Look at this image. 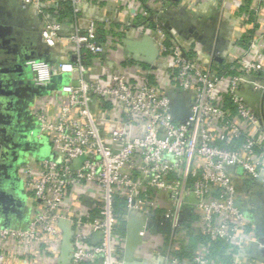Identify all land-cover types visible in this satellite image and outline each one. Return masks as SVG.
Returning <instances> with one entry per match:
<instances>
[{
    "label": "built area",
    "instance_id": "built-area-1",
    "mask_svg": "<svg viewBox=\"0 0 264 264\" xmlns=\"http://www.w3.org/2000/svg\"><path fill=\"white\" fill-rule=\"evenodd\" d=\"M17 1L52 55L26 62L39 92L24 132L38 153H25L19 175L33 205L25 223L0 224V264H61V220L72 230L67 264H124L132 213L170 229L140 231L143 262L149 253L159 264H264L253 257L264 250L255 217L264 208V112L239 95L245 82L264 91V0H215L237 26L228 74L201 42L165 28L172 0ZM68 6L71 18L62 15ZM145 41L156 46L152 63L128 51ZM172 96L188 98L184 123L173 118ZM192 235L208 240L184 255ZM217 242L232 262L213 257Z\"/></svg>",
    "mask_w": 264,
    "mask_h": 264
},
{
    "label": "crops",
    "instance_id": "crops-1",
    "mask_svg": "<svg viewBox=\"0 0 264 264\" xmlns=\"http://www.w3.org/2000/svg\"><path fill=\"white\" fill-rule=\"evenodd\" d=\"M182 1L172 0L173 9L169 11L172 16L167 15V13L165 21L170 20L177 25H180V21H183L184 31L195 26V29L203 35L207 42V45L202 44V50L205 55L209 56L208 58L213 65H223L225 55L228 53H238L237 43H235L238 33L234 15L219 14L215 0H205L201 4H199L200 0H197L193 3L195 6L193 5L190 8L181 7L183 6ZM193 7H197V9ZM189 10H197L202 18L197 14H191L192 12ZM0 20H2L0 23V69L6 63L9 68L7 71L10 74V71L15 69L18 64H26L33 55L42 59L51 58L52 54L49 52L48 47L41 41L40 26L34 21V15L25 10L17 0H0ZM172 31L183 38L174 27ZM206 32L208 35H206ZM220 34H224L225 38L220 51L223 61L217 62L212 59V53L215 44L218 43L217 38ZM191 39L195 40L196 43L200 42L194 37ZM148 44L152 47L155 46L153 41H148ZM234 44H236V47ZM96 64L94 69L100 71L98 64ZM25 73L32 79L29 70H25ZM57 81L68 82L70 80L66 76H57ZM17 91L19 95L2 96L0 94V153L5 152L4 158L0 159V191L4 194L11 193L15 198L9 204L0 206V224L10 222L13 225H20L25 223L33 205L30 196L21 189L19 162L25 153L34 156L38 151L33 150L31 145V148L28 147L27 143L29 142L24 139L26 138L24 131L27 128H33V122L23 86L20 85ZM5 138L9 139L8 145L2 143ZM15 144H17V147L14 146ZM47 150V147L43 145L40 148V153H46ZM15 189L19 192H16ZM257 206L259 208L260 205ZM257 212L256 210L255 215ZM255 217L260 225L264 226L261 217ZM166 230L169 231L170 229ZM262 255L252 256L261 257L264 260V253ZM154 258L148 253L145 256V263L159 264Z\"/></svg>",
    "mask_w": 264,
    "mask_h": 264
},
{
    "label": "water",
    "instance_id": "water-1",
    "mask_svg": "<svg viewBox=\"0 0 264 264\" xmlns=\"http://www.w3.org/2000/svg\"><path fill=\"white\" fill-rule=\"evenodd\" d=\"M167 13H168L167 15L172 16L171 12L168 11ZM173 27L179 32V34L184 39H189V38L191 39L192 37H194L198 41H200L201 44L207 45V42L205 41L203 35H201L199 31L195 29V26L188 29L187 31H184L183 21H180V25H177L176 23L174 24L170 20L165 21V28L167 30L170 31V29ZM217 42L218 43L215 44L214 49H213L212 59L217 62H222L223 58L220 55V51H221V45L225 42L224 34L219 35V37L217 38ZM128 51L133 53L134 58L136 60H141L142 62L152 63L157 57L156 47L155 46L152 47V45L150 46L148 44V41L138 42L134 44L133 47L130 48V50ZM140 56L144 57V59H140ZM32 57H36V55H33ZM25 70H29V67L27 66V64H18L15 69H12L10 71L11 75L9 78V82L15 90L4 92L3 90L0 89V94H5L6 96L19 95L17 90L20 85L23 86V91H25V95L27 96L28 101L32 98L33 94L38 93L39 89L34 87L32 79H30L28 74L25 73ZM249 79L250 77L246 78V80H249ZM74 84H76V82H74ZM239 95L242 97L243 101L258 116L261 117L263 115L264 91L255 90L250 83L245 82L242 85ZM189 104L190 103L187 97L172 96L171 97V110H172L173 118L179 122H183V123L186 122L190 116V105ZM27 131L25 130V132ZM27 144L29 147L30 143H27ZM14 146L17 147V144H15ZM42 146H43L42 144H39L38 149H40ZM81 161H82V158L76 161L77 166ZM15 191L19 192L17 189H15ZM14 199L15 198L11 193L4 194L2 191H0V206L9 204L10 201H13ZM263 202H264V196H263ZM185 212L187 214L188 213L190 214L191 206L189 205L185 206ZM154 219L156 220V217L154 215L145 216L141 218L136 216L133 213L130 215L129 220L127 221V225H126V248H125V256H124V264H149V263H145L141 261L140 258L137 257V249L142 244V237L140 236V231L143 230L145 227L153 228V230H155L156 232L166 231L163 228V226L158 224ZM9 224L10 222H7L3 225H9ZM60 227L63 231V244H62L60 263L67 264L69 260L71 259V252L73 250L72 230H71L70 224L63 220L60 221ZM259 235H260L261 241L264 243V226L263 225L259 226ZM262 253H264V250L262 251Z\"/></svg>",
    "mask_w": 264,
    "mask_h": 264
},
{
    "label": "trees",
    "instance_id": "trees-1",
    "mask_svg": "<svg viewBox=\"0 0 264 264\" xmlns=\"http://www.w3.org/2000/svg\"><path fill=\"white\" fill-rule=\"evenodd\" d=\"M62 15H63V17H70V18L72 17V12H71L70 6L66 7V11L63 12ZM222 67L223 66L221 64L220 68H222ZM219 72L221 74L233 73V72L228 71V70H226V72H225L224 68L220 69ZM116 205H117L118 211L120 213H122L124 211L123 208H122L124 203L123 202H117ZM120 228H121L120 229L121 232L124 234L125 233V224H124V222L121 223ZM207 240H208V238L206 236H203V235H197V236H193L192 235V236H190L189 237V243L187 245L183 246L184 255H191V252L196 249V246H197V244L199 242H205ZM226 251H227V246L224 245L223 242H217V243L213 244V248H212L213 257L214 258H218L219 260H221V261H223L225 263H230L233 260L232 259L233 256L232 255H227Z\"/></svg>",
    "mask_w": 264,
    "mask_h": 264
},
{
    "label": "flooded vegetation",
    "instance_id": "flooded-vegetation-1",
    "mask_svg": "<svg viewBox=\"0 0 264 264\" xmlns=\"http://www.w3.org/2000/svg\"><path fill=\"white\" fill-rule=\"evenodd\" d=\"M2 22V20H0V23ZM209 32V31H207ZM206 32V35H208V33ZM7 64L4 63L3 67L0 69V89L3 90L4 92L7 91H14V88L12 87V85L9 82V76L11 74H9V72L7 71L9 68L8 66H6ZM7 78V80H6ZM4 80V81H3ZM5 94H2V96H4ZM6 139V140H5ZM4 141L2 142L3 144L5 143L6 145L9 144V139L5 138ZM3 155H5V152H1L0 153V159H3ZM1 166V164H0ZM259 215L262 218V220L264 221V208L263 206L259 209ZM264 224V223H263Z\"/></svg>",
    "mask_w": 264,
    "mask_h": 264
}]
</instances>
